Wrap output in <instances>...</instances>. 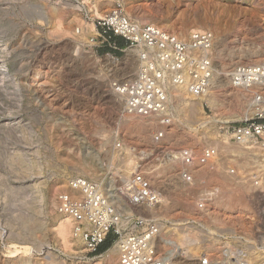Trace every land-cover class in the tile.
Listing matches in <instances>:
<instances>
[{"label": "rangeland", "instance_id": "1", "mask_svg": "<svg viewBox=\"0 0 264 264\" xmlns=\"http://www.w3.org/2000/svg\"><path fill=\"white\" fill-rule=\"evenodd\" d=\"M117 2L133 19L140 16L181 37L197 29L215 34V68L224 85L212 90L217 107L205 103L204 114L197 112L190 126L184 124V116L170 117L168 125L155 128L125 122L127 113L111 84L136 72V54L115 53L116 61L106 56V50H92V43L78 44L85 22L95 24ZM259 57L264 59V0H0V66L8 69L0 75L5 77L0 83V232L9 230L11 216L25 207L17 200L32 199L35 183L50 187L49 229H37L35 240H0V264H110L101 256L111 247L94 256L87 254L83 243L74 247L77 239L66 246L58 234L54 199L69 179L83 177L89 167L99 170L105 183L119 177L117 169L128 159L129 147L158 155L142 166L147 175L162 177L169 187L154 183L169 196L167 211L161 210L162 221L171 228L172 223L182 224L177 227L181 237L201 247L198 256L182 258L184 246H190L183 241L174 258L189 263L205 253L219 257L214 264L221 260L222 264L230 248L245 250L246 259L251 254L252 264H264V138L243 155L235 147H225L221 137L223 127L251 119L264 109L257 99L237 95L239 88L232 78L236 63L249 65ZM250 108L256 112L245 117ZM236 114L240 118H228ZM205 117L209 122L201 126ZM159 128L165 135L156 140ZM215 144L224 146L218 149L216 165L193 168L205 184L186 183L179 176L183 165L168 167L165 159L170 153L163 158L167 149L200 154L216 148ZM256 177L261 179L259 185L254 183ZM144 210L139 212L148 215ZM12 243L36 250L29 258L22 248L14 253Z\"/></svg>", "mask_w": 264, "mask_h": 264}, {"label": "built area", "instance_id": "2", "mask_svg": "<svg viewBox=\"0 0 264 264\" xmlns=\"http://www.w3.org/2000/svg\"><path fill=\"white\" fill-rule=\"evenodd\" d=\"M95 24L97 35L91 41V49L95 52L106 50L107 57L118 61L115 53H127L137 47L145 49L136 60V72L111 84L112 90L123 99L127 114L159 115L161 125L165 126L171 120L167 114L171 111L167 87L170 83L188 87L195 96H203L211 90L216 45L212 31L197 29L189 36L181 37L157 25L138 23L119 2L97 18ZM232 78L240 86L250 87L255 82L264 85V64L238 67ZM261 97H257L259 102ZM221 131L238 143L246 139L259 141L264 138V109H258L255 117L225 126ZM164 135V130L159 128L156 140ZM171 152L175 165H183L179 176L191 185L206 183V179L193 171L195 166L210 169L220 157V151L213 147L203 149L200 154L186 148L178 149L174 154ZM167 153L169 151L164 154ZM130 154L134 159L131 173L124 179L110 178L106 189L83 177L69 179L64 189L56 194L57 211L69 220L74 238L82 241L88 255L99 256L101 246L111 239V247H116L118 252L119 264H184L158 258L159 221L139 212L161 203V193L142 171V165L154 161L158 155L142 153L136 148L130 149ZM260 180L256 177L254 183L259 185ZM242 251L227 249L223 257L226 258L227 252L230 255L223 264H250L241 257ZM185 264H211V259L203 253L197 260Z\"/></svg>", "mask_w": 264, "mask_h": 264}, {"label": "bare ground", "instance_id": "3", "mask_svg": "<svg viewBox=\"0 0 264 264\" xmlns=\"http://www.w3.org/2000/svg\"><path fill=\"white\" fill-rule=\"evenodd\" d=\"M71 6L74 7V8H78L79 7L81 9V6H76L75 7V6H73V4ZM95 8H96V11L98 12V15H100L97 6ZM139 17L140 16H136V19H134V20L137 21V20L141 19V20H139L140 22L137 21L140 24H144L145 22L153 24L152 21H149V20H146V19L144 20V18H142V17L139 18ZM45 19L48 20L47 18H45ZM142 22H144V23H142ZM96 35H97V29H96V24L93 23V20H91L90 22H85V25L83 26V29H81L80 35L78 36V38H79L78 44L81 45V43L83 42L82 44H84V45L86 44V46H89L91 44V42L89 41V37H93L94 38ZM222 40H221L220 46H224L225 43H226L225 40H223V41ZM91 46H93V45H91ZM215 48H216V45H215ZM129 50H133L132 52L134 53V55L136 54L135 56L137 58L143 52H145V49L143 47H137V48H133V49H129ZM254 54H256V53H254ZM236 64H237V67H234V70L236 68H238V67H243V66L256 67V66L263 65L264 64V59L260 58V59L255 60V61L253 60V62L250 63L249 65H244V63L243 64L236 63ZM6 70H8L6 66H3V65L0 66V75L1 74L4 75ZM215 70H216V68H215ZM1 82L2 83L5 82V77L0 79V83ZM218 84L220 86L223 85V83L218 79V71L217 70L215 71L214 81H213L211 90L207 94H205L203 96H195V95H193L189 91L188 87H186L184 85L170 83L167 87H168V92H169L171 111L169 113H167V114H169L170 117L184 116L185 117L184 124L187 125V126H190L194 122L197 112L199 114H201V115L204 114L203 113V107H204L205 103H208V105H210L212 108L217 107V103H216L217 100H216L214 91H212V90L217 88V87H214L216 85L219 87ZM237 86L239 88V92L237 91V95L242 96V98L243 97L244 98H250V100L252 101V100L257 99L258 96H263L264 95V85L261 84L260 82H255L250 87L240 86L238 84H237ZM240 96H238V97H240ZM120 99L122 100V104L124 105L123 99L121 97H120ZM262 100L264 101V97H261V104L264 103V102H262ZM257 102H259V101L257 100ZM120 104H121V102H120ZM124 111H125V108H124ZM255 112H256L255 108H250V110H248L245 113L244 116L245 117H249L251 114H254ZM159 117H161V116H159V115L158 116H152L150 119L146 120V118L142 117V116H134V115H129V114L123 115V119H125V122H130L135 127H138V128H142V127H145V128L161 127V122L159 120L160 119ZM228 118L238 119V118H240V116L236 114V115H232V116H230ZM201 121H202V123H201ZM201 121H200V125L203 126V124H206V123L209 122V119L205 117ZM221 137H222V141H224L223 143H224L225 147H227V148L228 147H235V148H237V152L239 154H243V155L246 154V152L248 151L249 148L253 149V147L257 146L255 144L258 142L255 139H246L245 141L241 142V143L245 142L244 145L238 144L237 142L235 144L234 143L231 144L230 141H229V138L231 136H229V134H225L223 136L221 135ZM217 144H218V142H217ZM217 144L214 145V146H216L217 149H219L221 147H224L223 145L221 146V145H217ZM219 144H221V143L219 142ZM133 148H135V147H129V149H125V148L124 149L128 150L129 151L128 153H130V149H133ZM213 148H215V147H213ZM164 151H169V150L167 149V150H164ZM170 152L171 151H169V153ZM173 152L174 151H172L171 153L174 154ZM131 157H132V154L129 155L128 159H123L122 160V165H120L119 168L117 169L118 170L117 173H118L119 177L122 178V179L126 178L131 173V169H132L131 166L133 165L132 163L134 161V159H132ZM166 157H167V154L163 158H166ZM165 160H166L165 162L167 164H169L168 167L175 166V161L173 160V158L170 155H169V158L167 157V159H165ZM159 161H162V159L159 160ZM159 165L160 164H158V166ZM93 169L94 168H91V167L86 169L85 170V174L84 173L82 174L83 178H85V179L88 178V180L96 183L102 189H106L108 182L105 183L106 180L103 177V175L101 176L100 172H98L99 170L97 171V170H95V169L93 170ZM161 169L162 168L159 167V169L157 170V174H159L161 172ZM142 171H143V169H142ZM88 172L90 174L89 175L90 178L86 176V173H88ZM145 174H146V177L151 181V183L153 185H154V183H156L157 186L160 185V186H164V187L169 188L166 185V182L163 181L162 177L155 178V177L149 176V174L147 175L146 172H145ZM38 179H39V177H36L33 180V182L38 181ZM32 188L35 189V192L33 194L31 193L32 194L31 195V197H32L31 200H29L27 202L24 201V200L23 201L22 200H17V202H20L21 205L22 204L25 205V207H23L22 210L20 209L21 213L19 215L13 216L11 214L12 216H11V219H9V223H8L10 229L0 232V240L1 241L3 239H7L8 241H11V240L21 241L22 239H26V238L34 239L35 238L34 237L35 236V232L37 231V229L38 230H46L48 228V226H49L48 225L49 224V203H48V193L47 192L50 190V187H48V184L46 182H40V183H35L32 186ZM159 192L161 193L160 190H159ZM161 196H162L161 203L158 206L152 207V208H146L148 216H151V217H153L155 219L158 218L156 220H158L159 224H160V235H159V237L157 239L158 258L166 259L168 261H173L175 263H184L185 264L184 261L177 260L178 257L174 258L176 256V253H177V248H179V246L183 245V241H188L190 243L189 244L190 246H188V247L184 246V249H185L184 252L185 253L183 252L182 254H180V255H182V258H183V256H184V258H185V256H187V258H193L195 256H198L199 253L197 251H200L201 247H199L197 244H195L196 241H195V243H193L192 242L193 240L188 239L187 237H185V238L181 237V234L179 233L180 230L177 227H182L183 226L182 224L179 225V224H173L172 223L171 226H173V228H171V227H169L166 224V222L162 221L165 218V217H162V214L164 212H166L167 209H168L167 205H168V201H169V196H166L165 194L162 195V193H161ZM54 208L56 209L55 210L56 211L55 212L56 219H57L58 223L60 224V228L58 230V234H60L63 237V241L66 244V246L68 247V245L71 244L75 240V238L73 236V232H72L71 223L69 222V220H67L66 218H64L62 215H60L58 213L57 208H56L55 199H54ZM11 209H12L11 211H13V208H11ZM142 210H144V208ZM161 210H163V213H162ZM0 215H1V213H0ZM160 217H162V218L159 220ZM1 230H3V229H1ZM54 235H55V233H54ZM160 238H161V240L159 241ZM41 243H42V241H41ZM79 243L82 244V242L77 239L76 243L74 244V247L77 244H79ZM12 244H13V246L11 248H15V251L13 250L14 253H18V248H22V250H24L27 253L29 258L31 256H33L31 251L34 252L36 250L34 247L32 248V247H29V246H18L17 243L16 244L12 243ZM191 246H194V247L191 248ZM42 250L43 249H40V251H42ZM162 250H165L167 252V254L166 255H162L161 253H159V251H162ZM25 252H24V255H25ZM75 252L78 254L77 251H75ZM242 252L243 253H241V255H242L241 257L246 258L244 256L245 250L242 251ZM229 255H230V252L226 256V259H225L226 262L228 261L227 257ZM104 256L106 258H108L107 263L111 264V263L116 262L118 264V262H119V257H118V252L116 250V247H111L101 257H104ZM209 256H210V259H211V264L216 263L215 261L217 260V258H219V257L216 258V255H209ZM252 257L253 256H251V254L250 255L248 254L247 260L250 262ZM243 258H241V259H243ZM179 259H181V257H179ZM224 261H223V263H225ZM25 264H29V262L26 261ZM250 264H252V262H250Z\"/></svg>", "mask_w": 264, "mask_h": 264}, {"label": "trees", "instance_id": "4", "mask_svg": "<svg viewBox=\"0 0 264 264\" xmlns=\"http://www.w3.org/2000/svg\"><path fill=\"white\" fill-rule=\"evenodd\" d=\"M111 247V239H108L100 248L99 253L107 251Z\"/></svg>", "mask_w": 264, "mask_h": 264}]
</instances>
